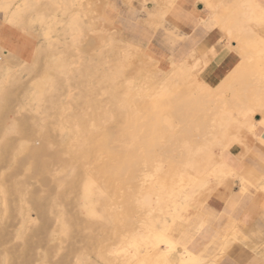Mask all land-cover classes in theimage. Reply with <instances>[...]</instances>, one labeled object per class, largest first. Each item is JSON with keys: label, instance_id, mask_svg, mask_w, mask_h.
Here are the masks:
<instances>
[{"label": "rangeland", "instance_id": "rangeland-1", "mask_svg": "<svg viewBox=\"0 0 264 264\" xmlns=\"http://www.w3.org/2000/svg\"><path fill=\"white\" fill-rule=\"evenodd\" d=\"M6 1L4 4L8 3ZM8 1L12 5L7 8L10 13L2 9L7 4L1 6L3 0L0 2V78L5 79L7 74L1 76L10 69L17 71L20 80L13 83L17 93L12 89L14 86L10 89L16 99L31 97L36 91L33 89L31 93L29 90L33 84L43 86L39 85L41 89L33 94L34 102L25 101L23 105L16 102L8 106L13 110L11 112L17 113L14 117L3 115L0 118V148L7 139L14 140L19 131L26 129L19 119L34 116L35 107L41 108L39 117L46 119L52 129L62 128L64 139L59 137V132L54 135L56 142L64 141L72 146L67 151V158L74 156L78 147L86 143L87 135L96 131L95 124L104 122V118L105 125L111 126L110 131H118L116 118L119 110L128 114L121 126L126 130L138 128L141 136L149 133L142 127L144 115L169 113V134L166 136L169 138V151L166 152L169 185L171 178L178 182L175 193L162 203L163 191L157 189L152 194L138 196L136 182L131 185L129 181H123L121 190L115 192L114 186L103 188V178L94 172L98 170L97 165L82 158V165L78 168L80 177L53 186L45 181L43 188L45 200L54 211L64 209L72 224L80 221L81 225L74 224L66 230L57 216L49 218L51 223L45 219L43 210L32 208L28 215L10 210L4 226L11 236L1 238L10 243L6 247L10 261L4 262L0 254V264H138V259L160 251L155 247L145 255L152 248L147 249L149 243H144L142 236H151L154 228H161L164 221L172 228L187 221L188 225L190 220L185 232L188 229L194 233L190 248L201 264L211 246L223 238L215 225L220 203L211 201L210 196L235 187L244 193L256 192L262 196L264 207V0L250 3L246 0H208L227 36L226 50L234 58L231 67L215 73L207 68L219 60L218 54L212 53L203 60L192 59L169 71V68L159 66L140 39L129 37L131 29L150 26V5L167 8L175 0ZM16 9L22 14L19 15ZM9 10L14 14L18 12V18L12 15L15 21ZM224 62L222 59L218 66H224ZM148 104L147 112L141 106ZM31 106L34 107L32 113ZM79 116L87 120L88 132L77 131ZM14 120L18 126L7 131ZM127 140V134L120 136L114 140L113 147H119L121 143L118 142ZM56 149V144H51L48 156ZM210 153L215 155V160L209 172L202 166L198 170L183 166L184 161H197ZM113 154V151L103 150V164H111ZM220 157L226 173L219 172L213 177L210 172L219 169ZM21 159L16 168L12 162L3 164L0 168L3 181L9 182L5 178L10 173H14V178L33 175L34 172L29 170L28 154ZM157 162L154 164L158 167H139V170L143 167L144 172L147 170V174L144 173L147 180L142 176L147 186L151 182L167 185L162 179L165 161L162 168L159 167L162 163ZM155 170L158 172L152 179L148 175ZM38 185L31 180L28 189H36ZM70 187H74L73 192ZM66 195L70 196L68 204L58 197ZM1 197L0 192V219L3 213ZM143 200L148 202L147 209L139 207ZM10 202L12 206L21 203L18 198H12ZM119 208L121 218L124 217L120 220L121 226L116 224L115 217ZM103 213L105 220H102ZM33 221L36 224L31 223ZM39 224L49 226L48 231L54 233L50 242L46 231H38ZM27 226L29 231H26ZM175 233L172 235L177 236ZM34 241H40L38 247ZM69 249L73 250L72 254L68 253Z\"/></svg>", "mask_w": 264, "mask_h": 264}, {"label": "bare ground", "instance_id": "bare-ground-1", "mask_svg": "<svg viewBox=\"0 0 264 264\" xmlns=\"http://www.w3.org/2000/svg\"><path fill=\"white\" fill-rule=\"evenodd\" d=\"M0 2L2 3V0ZM6 2L10 3L11 1L7 0ZM24 2H27V0H24ZM245 2L250 3V2H252V0H246ZM4 3L5 2L3 0V3H2L3 5L1 4V6H4L6 4H7V6H5L2 9H6L7 10L6 12L10 13V12H8V9H10V7H12V5L10 6L8 3H6V4H4ZM206 5H207V7L210 8V5L208 2H206ZM244 6H242V7H244ZM16 8L18 9L19 7L16 5ZM17 9H16V11L19 12L20 9L19 10H17ZM21 10L24 12V8ZM9 11H11V10H9ZM246 11H247V9H246ZM11 12H12L11 19L13 18V16L17 17V16L22 14V12H19V15H18V12H17V14L16 13L14 14L13 11H11ZM14 12H15V10H14ZM25 13L26 12H24V14ZM262 13H264V12H262ZM7 16L10 17V15H8V14H7ZM20 18H22V16ZM13 21H15V20H13ZM21 21H23V20L21 19ZM70 24H72V21H70ZM73 29H74V27H73ZM226 32H227V30H226ZM81 34H80V36H81ZM230 35H232V34H230ZM235 37H237L236 34H235ZM30 41L31 40H29L28 42L30 43ZM22 46H23V44H22ZM6 72L7 73H5L3 76H1V77H5L7 74V77L5 78L6 80L0 78L1 79L0 80V87L5 88V90L3 88H1V92H0V118L3 115H7V117L8 116L14 117L15 113H17V111L15 113L11 112L12 109H9L8 106L11 104H14V103L16 104V102H17V104L23 105L25 101H30V102L33 101V99H34L33 94L35 92H37V90L41 89L39 87V85L43 86V84H41V83L33 84V85H31V88L29 90H30V92L33 89L36 91H34V93L31 95V97L27 98V96L25 95L26 97H24V98L18 99V97H17V99H16V96H14V94L10 91V89H11V87L14 86L13 83H15L17 80H20L19 74L17 73V71H12L11 69L9 71H6ZM17 84L18 83H16V85ZM15 88H16V86H14L12 89H14L16 91L17 89H15ZM24 90H25V88H24ZM28 91L26 92V94L28 93ZM16 93H17V91H16ZM85 99H87V96H85ZM30 102H27V103H30ZM20 105H18V106H20ZM144 105L141 106V108H144L148 112L147 108H148L149 104L146 106H144ZM33 108L31 106L30 109H31V113L35 109V111H34L35 113H32V115L35 114L34 116L30 115L31 117L19 119L20 124L22 126H25L26 129H22L21 131H19L16 134L15 138H13L14 140H12V139L8 140L7 139L5 141L6 143L0 148V168L3 166V164L6 161L12 162V165L16 168V167L20 166V164H21V160H22L21 157L24 156V154H28V156L30 157V164H31V167L29 168V170L31 172L32 171L34 172L32 176H28L26 174L25 175L23 174V175H20L18 177H15V178L13 177L14 173H10L9 176L5 178V179H8V181H9L8 183L3 181V175H1L0 179L3 182H0V192H1V196H2L1 197V199H2L1 206L3 207V213H2V216L0 219V252H1L0 254L2 255V259L4 260V262L9 263V261H10V254L8 253V251L6 249V247L9 246L10 243H9V241L6 242V241L1 240V238H3V237H6V236L10 237L11 236V234L6 231L7 226H4L5 225L4 220H6V214L10 210H15V213L17 212V214H19V215H21L23 213H25L26 215L30 214L29 211L32 208H37V210H43L42 212H45L44 213L45 219L47 218V220H49L50 217L52 218V216H54V217L57 216V218L60 219L59 220L60 225L63 226L66 230L69 229V227L73 226L74 224H75V226L81 225L82 222H80V221L72 224L73 221L71 220V218L69 216H67L64 209H59L57 211H54V207H52V205L48 204L45 200V193H44L45 190H43V188L45 186L44 185L45 181H47L50 186H53L54 184L60 185L62 183L73 181V180L77 179L78 177H80V172H78V168L82 165V164H80V161L82 158L92 160V162L95 164V166L97 165L98 170H96L94 172H95L96 176H98V177L101 176L103 178L102 179L103 180L102 186L105 189L107 187L114 186L115 192H119L122 188L123 181H125V182L129 181L128 183H130L131 185H134L133 182L134 183L136 182V184H135L136 188L135 189H136V193L138 196H141L143 194L146 195L149 193L152 194L153 190L155 191L157 189H158L157 191H163L162 195H164V198H163V196H161V198H160L161 203L163 202V200H166V198L169 200V197L175 193L174 187L177 186L178 181L175 182V180H173L174 178H171L170 179V185H169V160H167L168 155L166 154V152L169 151V138L168 137L166 138L167 134H169V125H170L169 124V113L168 114H162L161 116L160 115H154V114L144 115L143 116L144 123H143L142 127H145L147 129L146 131H148L149 133L147 134V136H143V135L141 136L140 132L138 131L139 130L138 128L131 127L129 130H126L123 126H121V124H124L128 114H127V111L125 112L123 109L119 110L120 113L118 114V117L116 118L117 124L114 122L117 125L118 131H115V132L110 131L111 126L109 127V126L105 125L106 119L104 118V122L99 123V124H95L96 125V131L93 132L92 134L87 135L86 143L83 146L78 147L77 151L74 152V156L67 158L66 157L68 154L67 151H68L69 147H72V146L66 145L65 143H63L64 141H60V142L55 141L56 136L54 134L56 132H59V137L64 139V135L62 134V128L59 126L58 130L52 129L50 127V124H47L46 119H42L39 117V112H40L41 108L40 107H35L34 109ZM106 118L109 119V117H106ZM109 120L111 121L112 118ZM110 121H108V122H110ZM262 122H264V121H262ZM262 122H261V124H262ZM76 123H77V128H78L77 131L78 132H79V130L82 132H84V131L88 132V124H87V120L85 118L79 116L76 120ZM41 125H43V126H41ZM108 125H110V124H108ZM17 126H18V122H16L14 120L7 127V131L14 130ZM92 126H94V125H92ZM112 126H113V124H112ZM171 128H172V126H171ZM50 131H52V135H49ZM125 134H127V136L129 137V140H127L126 142L120 141V142H118V143H121V145H119V147H113L114 140L116 138L118 139V137L123 136ZM160 135H161V137H159V138L155 137V136H160ZM33 141H35V143H33ZM37 143H39V144H37ZM51 144H56L57 149L51 156H48V149H49V146ZM103 150H105V151L110 150V151L114 152L113 162L111 164H107V163L103 164L104 163L103 156H101V153ZM155 150L158 151L159 153H156V152L153 153V151H155ZM216 150H217V146H216ZM132 152H135V153H132ZM198 153H200V152H198ZM215 154H216V152H215ZM185 158H187V157H185ZM213 160H215V155L210 153V154H205L204 156H202L197 161H193V162L190 160L184 161L183 166L189 170H192V169L198 170V168H200V166H202L205 168V170L207 169V172H209L211 169L210 170H208V169L211 168V166L214 167V165H212ZM157 161H160L159 163H162L165 161L164 165L166 167V170L164 172V178H162V179L164 180V182H167L166 183L167 185L161 184V186H160V184H157V183L153 184L151 182L150 185L147 186L145 181L142 180L143 178H145L144 173L147 172V170L145 172L142 171L143 167H145V166L146 167L147 166L153 167L155 165L154 164L155 162L158 163ZM219 162H220L219 163V165H220L219 169L218 170L213 169V171L210 172L213 177H215L214 175H216V173H219V172L226 173V166H225V164H223L221 157L219 158ZM162 165H163V163L159 167L162 168ZM140 166H143L142 169H140L141 172H143V174H141V172L139 170ZM155 166L158 167V164ZM146 169H148V168H146ZM150 170L152 171V169H150ZM157 172L158 171L155 170V172L152 174L148 173L149 174L148 176L150 178L152 177V179H154V177H156ZM33 176H34V178H33ZM142 176H144V177L142 178ZM31 180H35L39 184L36 189H33V190L28 189V186H29V183L31 182ZM131 185H130V188L132 187ZM73 190H74V187H70V191L73 192ZM26 194H27V196H26ZM58 197L65 204H68V202L70 200L69 195L58 196ZM12 198L20 199V201H21L20 205L12 206L10 204L11 203L10 199H12ZM154 198H156V197L154 196ZM130 199H131V197H130ZM129 204H130V202H129ZM147 204H148V202L146 200H143L140 202L139 207L144 209V208H146ZM123 207H124V204H123ZM121 209H122V207H121ZM128 210H129V208H128ZM135 210L136 209H134L133 212ZM136 213H139V212L136 211ZM115 214H116V216H115ZM115 214H113V215L116 217V221H118V223H116V224L119 225L121 223L120 220L122 218H124V217L121 218L120 208H119V210L116 211ZM126 214H128V213H126ZM126 214H124V215H126ZM106 216H107V214H106ZM112 216H111V218H112ZM126 217L127 216H125V218ZM57 218H55V219H57ZM102 220H105V214L104 213L102 216ZM49 221L51 223V220H49ZM31 223L36 224V223H34V221ZM169 223H170V221H169ZM127 224H129V223L126 222V225ZM151 225L155 226V225H153V223ZM162 225L163 226L161 228L155 227L154 228L155 230L151 236H146V237L142 236V239H141L144 243L145 242L147 244L149 243L148 244L149 247L147 248L148 250L152 248L151 250L146 251L145 255L151 253L150 251L154 250L155 247H157L160 251H154L155 254L151 253V254H149V256L148 255L145 256V258L141 256L142 260L138 259V261H139L138 264H198L197 257L195 255H193L186 247H184L181 244L180 240L169 235V232H171L174 227L171 228V224H169V226H168L166 221H164ZM38 226H39L38 231H43V232L46 231L47 236H48L47 240H48V242H50L51 238H53V236H54V233L48 231L49 226H46L43 224H39ZM84 226H85V224H84ZM120 226H121V224H120ZM129 226H130V224H129ZM29 229L30 228L27 226L26 231H29ZM34 243L37 244V247H38V244H40V241H34ZM72 252H73V250L69 249L68 253L72 254ZM38 254L40 256L43 255L42 253H38ZM50 256H51V254H50ZM41 258H43V257H41ZM24 263H26V262H23V264Z\"/></svg>", "mask_w": 264, "mask_h": 264}, {"label": "crops", "instance_id": "crops-1", "mask_svg": "<svg viewBox=\"0 0 264 264\" xmlns=\"http://www.w3.org/2000/svg\"><path fill=\"white\" fill-rule=\"evenodd\" d=\"M206 2L210 5L208 0H175L167 8L152 4L149 6L150 26L135 27L128 35L140 39L159 66L169 68V71L192 59L203 60L212 53L220 55L219 60L210 64L207 70L215 73L231 67L234 58L226 50L227 36L220 27L219 17ZM222 59L224 66L219 67ZM232 188L210 196L211 201L220 203L215 225L223 238L211 246L201 264H264L263 197L256 192L244 193L239 188ZM187 222L174 227L169 235L180 240L198 259L190 248L194 233L188 229L185 232V226H190L191 220L188 225ZM174 232L177 236L172 235Z\"/></svg>", "mask_w": 264, "mask_h": 264}]
</instances>
